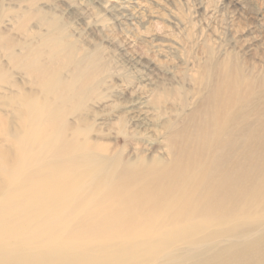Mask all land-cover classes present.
Returning a JSON list of instances; mask_svg holds the SVG:
<instances>
[{
  "label": "bare ground",
  "instance_id": "bare-ground-1",
  "mask_svg": "<svg viewBox=\"0 0 264 264\" xmlns=\"http://www.w3.org/2000/svg\"><path fill=\"white\" fill-rule=\"evenodd\" d=\"M93 1L111 24L154 17L128 0ZM38 23L46 34L10 51L30 90L0 65V264H264V100H250L242 66L226 62L215 81L208 51L190 79L203 89L190 94L113 85L120 75L104 58L78 50L57 20ZM96 127L144 145L124 154L95 140L106 136Z\"/></svg>",
  "mask_w": 264,
  "mask_h": 264
},
{
  "label": "rangeland",
  "instance_id": "rangeland-1",
  "mask_svg": "<svg viewBox=\"0 0 264 264\" xmlns=\"http://www.w3.org/2000/svg\"><path fill=\"white\" fill-rule=\"evenodd\" d=\"M128 3L136 12L146 6L154 17L148 20L141 16L142 23L131 25L124 20L119 25L111 24L109 14L93 0H0V65L11 73L5 79L30 90L28 83L24 85L28 78L11 70L14 62L10 51L18 52L32 41L28 36L46 34L48 28L38 23L44 14L48 20H57L64 34L78 42V50L95 52L104 58L101 63H108L120 75L119 80L111 79L113 85L126 83L143 88L147 81H152V85L172 92L182 86L188 94L201 91L203 87L190 79L202 77L208 51H213L218 59L215 81L226 78V62L239 64L256 86L250 100L254 98L255 103L264 100V0H128ZM10 16L14 22L10 26L3 24ZM22 19L27 21L26 30L20 29ZM103 19H109L105 23L110 26L105 30L100 27ZM167 41L174 43L179 52H160L159 43ZM135 57L144 62L137 63ZM149 59L156 61L158 67L147 66L145 60ZM119 108L116 105L115 109ZM174 109L168 110L167 115L174 114ZM96 128L106 136L93 137L95 140L110 143L124 154L135 156V149L144 145L122 134L109 136V128ZM131 131L132 128L126 129L128 135ZM154 152L153 155L161 154Z\"/></svg>",
  "mask_w": 264,
  "mask_h": 264
}]
</instances>
